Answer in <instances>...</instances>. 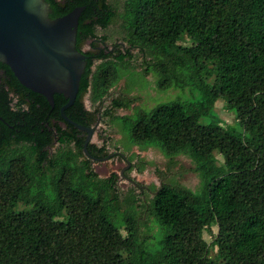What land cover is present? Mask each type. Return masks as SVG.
<instances>
[{"label":"trees","instance_id":"obj_1","mask_svg":"<svg viewBox=\"0 0 264 264\" xmlns=\"http://www.w3.org/2000/svg\"><path fill=\"white\" fill-rule=\"evenodd\" d=\"M46 1L51 18L84 6L76 47L87 65L65 110L74 121L95 127L134 50L141 75L155 74L160 89L199 93L149 111L115 96L103 114L133 145L188 156L200 186L121 193L117 173L100 177L92 165L115 154L93 142L85 151L87 133L61 116L66 97L55 93L52 107L0 62V264H264V0H121V9L110 0ZM116 22L127 47H99L108 37L98 28ZM220 99L234 124L214 113Z\"/></svg>","mask_w":264,"mask_h":264},{"label":"rangeland","instance_id":"obj_2","mask_svg":"<svg viewBox=\"0 0 264 264\" xmlns=\"http://www.w3.org/2000/svg\"><path fill=\"white\" fill-rule=\"evenodd\" d=\"M114 1L115 5L121 9V0ZM99 36H107L105 43L98 44L99 47H106L109 50L113 49L117 44L121 49L126 48V44L122 38V30L118 22L112 24L108 29L98 28ZM91 41H87L83 50L90 49ZM98 43V42H97ZM134 58L128 67L125 77L117 84L107 97L100 112L97 115L95 123V132L92 142L98 146L105 145L109 154H115L113 157L103 156L105 159L94 160L92 162L94 170L100 177H108L111 173L118 175V188L121 193L128 191L131 187L136 188V192L140 198L145 195L151 197L156 187H159L162 182L179 184L186 186L192 190H196L200 186V177L195 170L194 162L186 155H179L173 159L166 157L157 147L140 148L133 145L127 136L124 134L119 121H112L110 116L103 114L104 110L109 106L111 99L115 96L131 97L135 99L138 107H142L149 111L158 104L170 102L173 100L189 101L197 100L199 93L191 87L181 90L172 86L167 89H160L156 83V75L151 73L147 76H142V56L136 51H133ZM133 72V74H132ZM129 73V74H128ZM85 105L88 109L93 110L88 96L85 98ZM131 109L113 110V114L119 116L130 114ZM214 113L219 116L224 124H234L236 121L235 111L229 110L224 100H218L215 105ZM210 118L205 117L202 122H208ZM57 148V143L50 147V151L54 152ZM220 162L223 161L221 154L217 153ZM130 162V165H129ZM144 166L140 171L139 167ZM135 168L128 171L131 166ZM123 171V174H122ZM212 232H217V227L213 226ZM204 237L207 241L213 239L211 232L205 231ZM215 252V251H213Z\"/></svg>","mask_w":264,"mask_h":264},{"label":"water","instance_id":"obj_3","mask_svg":"<svg viewBox=\"0 0 264 264\" xmlns=\"http://www.w3.org/2000/svg\"><path fill=\"white\" fill-rule=\"evenodd\" d=\"M83 9L78 6L63 16L50 18L46 0H0V62L11 68L23 86L44 95L52 107L55 93L66 97L61 116L87 133L88 153L95 127L82 125L65 113L78 96L87 65L88 57L76 47Z\"/></svg>","mask_w":264,"mask_h":264},{"label":"flooded vegetation","instance_id":"obj_4","mask_svg":"<svg viewBox=\"0 0 264 264\" xmlns=\"http://www.w3.org/2000/svg\"><path fill=\"white\" fill-rule=\"evenodd\" d=\"M51 12V11H50ZM50 12H49V17H50ZM51 18V17H50Z\"/></svg>","mask_w":264,"mask_h":264}]
</instances>
